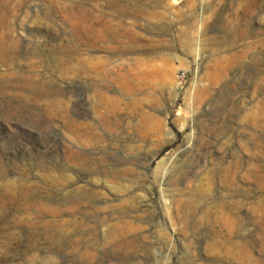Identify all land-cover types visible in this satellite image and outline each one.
<instances>
[{
    "label": "rangeland",
    "instance_id": "rangeland-1",
    "mask_svg": "<svg viewBox=\"0 0 264 264\" xmlns=\"http://www.w3.org/2000/svg\"><path fill=\"white\" fill-rule=\"evenodd\" d=\"M0 264H264V0H0Z\"/></svg>",
    "mask_w": 264,
    "mask_h": 264
},
{
    "label": "bare ground",
    "instance_id": "bare-ground-1",
    "mask_svg": "<svg viewBox=\"0 0 264 264\" xmlns=\"http://www.w3.org/2000/svg\"><path fill=\"white\" fill-rule=\"evenodd\" d=\"M52 225V224H51ZM50 227V226H49Z\"/></svg>",
    "mask_w": 264,
    "mask_h": 264
}]
</instances>
